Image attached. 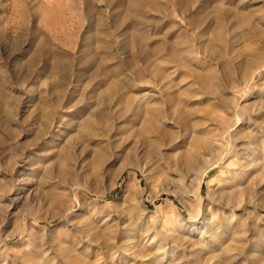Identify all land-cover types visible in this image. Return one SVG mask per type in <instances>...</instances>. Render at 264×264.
Returning <instances> with one entry per match:
<instances>
[{
	"label": "rangeland",
	"instance_id": "1",
	"mask_svg": "<svg viewBox=\"0 0 264 264\" xmlns=\"http://www.w3.org/2000/svg\"><path fill=\"white\" fill-rule=\"evenodd\" d=\"M0 264H264V0H0Z\"/></svg>",
	"mask_w": 264,
	"mask_h": 264
},
{
	"label": "bare ground",
	"instance_id": "2",
	"mask_svg": "<svg viewBox=\"0 0 264 264\" xmlns=\"http://www.w3.org/2000/svg\"><path fill=\"white\" fill-rule=\"evenodd\" d=\"M122 175H123L122 173L119 174V177L117 178L118 181H119V179L122 177ZM117 180H116V181H117ZM116 181H115V183H118V182H116ZM131 191H132V189H131V188L129 187V185H128V186H127V189H126V194L130 193Z\"/></svg>",
	"mask_w": 264,
	"mask_h": 264
}]
</instances>
